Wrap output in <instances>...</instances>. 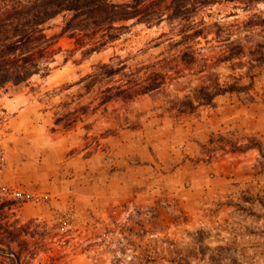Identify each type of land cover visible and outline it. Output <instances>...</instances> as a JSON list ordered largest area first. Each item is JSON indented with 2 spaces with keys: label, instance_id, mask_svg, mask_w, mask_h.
I'll return each instance as SVG.
<instances>
[{
  "label": "rangeland",
  "instance_id": "374dc122",
  "mask_svg": "<svg viewBox=\"0 0 264 264\" xmlns=\"http://www.w3.org/2000/svg\"><path fill=\"white\" fill-rule=\"evenodd\" d=\"M260 11L207 0L190 27L205 30L189 42L200 68L180 60L183 21L168 10L86 55L50 20L49 73L0 89V264H264V67L247 91L180 103L207 66L223 85L246 81L213 64L211 32ZM121 62L86 89L98 64ZM166 70L159 89L121 95Z\"/></svg>",
  "mask_w": 264,
  "mask_h": 264
},
{
  "label": "trees",
  "instance_id": "16d2710c",
  "mask_svg": "<svg viewBox=\"0 0 264 264\" xmlns=\"http://www.w3.org/2000/svg\"><path fill=\"white\" fill-rule=\"evenodd\" d=\"M237 1L247 7L264 5V0ZM206 3L207 0H0V89L49 73L56 51L46 30L56 16L62 18L60 36L72 38L73 50L86 55L117 40L126 28L124 22L154 24L168 10L170 16L183 21L177 41L184 48L180 60L184 65L200 68L201 60L189 42L203 36L205 30L190 27L192 16ZM211 33L219 50L213 64L228 63L230 69H245L246 81L223 85L218 74L207 66L204 80L193 87L191 97L180 101L190 110L197 105H211L218 96L249 90L264 67V11L234 26H216ZM126 68L123 62L116 66L98 64V74L90 76L85 87L88 89L97 77H111ZM167 71H151L145 82L126 87L120 93L130 98L159 89Z\"/></svg>",
  "mask_w": 264,
  "mask_h": 264
},
{
  "label": "crops",
  "instance_id": "0c3cea01",
  "mask_svg": "<svg viewBox=\"0 0 264 264\" xmlns=\"http://www.w3.org/2000/svg\"><path fill=\"white\" fill-rule=\"evenodd\" d=\"M147 160L150 162V163H155V159L153 156H150L147 158ZM188 172V167H187V164H182V165H178L174 171V176H179V179L177 180V183H180L181 182V176L183 178H185V173ZM190 172V171H189ZM195 172V171H193ZM150 176H152V174H150ZM180 190L178 189L177 192H179ZM176 192V193H177ZM219 237V236H218Z\"/></svg>",
  "mask_w": 264,
  "mask_h": 264
}]
</instances>
